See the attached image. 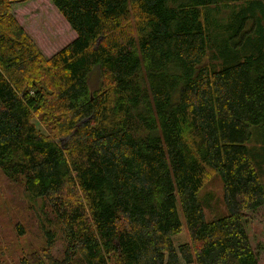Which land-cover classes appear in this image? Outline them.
<instances>
[{
  "label": "trees",
  "instance_id": "16d2710c",
  "mask_svg": "<svg viewBox=\"0 0 264 264\" xmlns=\"http://www.w3.org/2000/svg\"><path fill=\"white\" fill-rule=\"evenodd\" d=\"M50 2L76 35L45 58L0 0V170L67 242L19 264H259L243 218L264 206V0ZM213 173L226 212L206 220Z\"/></svg>",
  "mask_w": 264,
  "mask_h": 264
},
{
  "label": "rangeland",
  "instance_id": "374dc122",
  "mask_svg": "<svg viewBox=\"0 0 264 264\" xmlns=\"http://www.w3.org/2000/svg\"><path fill=\"white\" fill-rule=\"evenodd\" d=\"M5 1L8 2L11 16L45 58L58 52L76 35L50 0ZM97 81L94 71L89 77L91 90L97 86ZM38 114L43 118L42 109ZM39 115L36 113L32 118L36 129L47 136L56 133L53 121L48 120V117V121H44ZM262 143L253 136L249 145L259 147ZM258 175L264 181V166L258 170ZM22 188L19 183L6 178L0 170V264H19V258L25 256L26 251L39 248L48 249V255L54 259H62L67 248L64 232L60 228L62 225L54 223L50 208L44 200L29 197ZM222 192V179L218 174H211L199 192L206 220L225 214ZM64 198L73 199L68 193L64 194ZM243 220L250 243L258 250L259 264H264V206L246 212ZM41 227L49 229L54 235L53 245L48 248L43 244ZM19 228L24 231L23 235L19 234ZM75 263L76 260H73L72 264Z\"/></svg>",
  "mask_w": 264,
  "mask_h": 264
}]
</instances>
